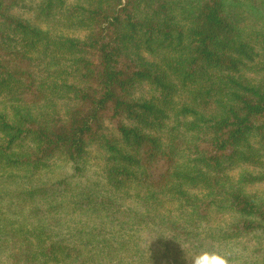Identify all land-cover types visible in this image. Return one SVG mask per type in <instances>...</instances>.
I'll return each instance as SVG.
<instances>
[{
  "label": "trees",
  "instance_id": "1",
  "mask_svg": "<svg viewBox=\"0 0 264 264\" xmlns=\"http://www.w3.org/2000/svg\"><path fill=\"white\" fill-rule=\"evenodd\" d=\"M263 184L264 0H0V264H264Z\"/></svg>",
  "mask_w": 264,
  "mask_h": 264
},
{
  "label": "clouds",
  "instance_id": "2",
  "mask_svg": "<svg viewBox=\"0 0 264 264\" xmlns=\"http://www.w3.org/2000/svg\"><path fill=\"white\" fill-rule=\"evenodd\" d=\"M240 249L232 246L228 249H205L196 254L191 264H238L236 256Z\"/></svg>",
  "mask_w": 264,
  "mask_h": 264
},
{
  "label": "rangeland",
  "instance_id": "3",
  "mask_svg": "<svg viewBox=\"0 0 264 264\" xmlns=\"http://www.w3.org/2000/svg\"><path fill=\"white\" fill-rule=\"evenodd\" d=\"M31 1H34V0H28V2H31ZM32 17H33V15H31V14L28 16V18H32ZM97 158H99V157H97ZM97 158L94 155L93 159L90 161L89 166L87 167V170L89 169L87 171V175L92 177L93 179L96 178V175L98 174V171H99V166L101 165L100 160H98ZM63 170H66V167L64 166V164H58L57 172L60 173ZM253 191L256 192L260 197L264 198V184L259 185L257 187H254ZM1 261H4V258ZM4 263L10 264L11 261H7V259L5 258Z\"/></svg>",
  "mask_w": 264,
  "mask_h": 264
}]
</instances>
